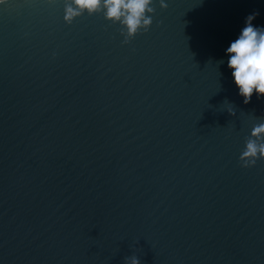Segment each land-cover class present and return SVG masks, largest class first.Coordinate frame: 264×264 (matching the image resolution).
Masks as SVG:
<instances>
[{"label": "water", "instance_id": "95a60500", "mask_svg": "<svg viewBox=\"0 0 264 264\" xmlns=\"http://www.w3.org/2000/svg\"><path fill=\"white\" fill-rule=\"evenodd\" d=\"M165 3L132 38L0 0V264H264V159H239L264 96L225 55L264 0Z\"/></svg>", "mask_w": 264, "mask_h": 264}, {"label": "clouds", "instance_id": "9594fccd", "mask_svg": "<svg viewBox=\"0 0 264 264\" xmlns=\"http://www.w3.org/2000/svg\"><path fill=\"white\" fill-rule=\"evenodd\" d=\"M152 3L153 0H71V4L65 8L64 19L66 23L71 24L75 17L85 10L91 15L103 6L106 10V19L120 21L123 16V24L128 30V37L135 38L141 26L143 27L142 33H147L151 28L152 16H145V13L155 11L149 7ZM160 7L167 9L168 4L165 0H160ZM258 15V12H253L246 17L245 26L238 38L231 42L225 53L228 57L227 66L232 70L233 81L239 89V95L243 98L244 104L251 102L254 92L257 99L264 96V27L252 24ZM123 43H129L127 37ZM262 132H264V125L255 128L253 135L258 136ZM239 159L242 167L254 166L258 159H264V144L257 146L254 141L250 140ZM126 264H140V261L132 256L127 258Z\"/></svg>", "mask_w": 264, "mask_h": 264}]
</instances>
